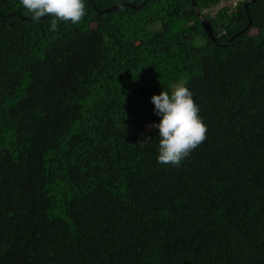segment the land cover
I'll return each instance as SVG.
<instances>
[{
  "label": "trees",
  "instance_id": "trees-1",
  "mask_svg": "<svg viewBox=\"0 0 264 264\" xmlns=\"http://www.w3.org/2000/svg\"><path fill=\"white\" fill-rule=\"evenodd\" d=\"M193 1L212 39L191 0L57 31L0 0V264H264V0ZM177 83L207 134L174 166L146 126Z\"/></svg>",
  "mask_w": 264,
  "mask_h": 264
},
{
  "label": "clouds",
  "instance_id": "clouds-1",
  "mask_svg": "<svg viewBox=\"0 0 264 264\" xmlns=\"http://www.w3.org/2000/svg\"><path fill=\"white\" fill-rule=\"evenodd\" d=\"M19 4L33 21L49 16L50 31H57L61 22L79 24L87 15L84 0H19ZM151 103L160 117L158 124L150 125L159 133L157 162L179 166L206 139L207 126L199 116V106L182 83L170 93L162 90L153 95Z\"/></svg>",
  "mask_w": 264,
  "mask_h": 264
},
{
  "label": "water",
  "instance_id": "water-1",
  "mask_svg": "<svg viewBox=\"0 0 264 264\" xmlns=\"http://www.w3.org/2000/svg\"><path fill=\"white\" fill-rule=\"evenodd\" d=\"M191 3H192V6L194 7V9L196 10L195 16H197L200 19L201 25H202L203 29L205 30L206 35L212 39L213 38L212 37V29L210 27L209 21L206 18H203L200 16V14H199L200 11H199L197 5L195 4V2L193 0H191ZM247 4L248 3H246L244 6L246 7ZM104 12L106 13V12H108V10L104 11ZM98 13H100V12H98Z\"/></svg>",
  "mask_w": 264,
  "mask_h": 264
},
{
  "label": "rangeland",
  "instance_id": "rangeland-1",
  "mask_svg": "<svg viewBox=\"0 0 264 264\" xmlns=\"http://www.w3.org/2000/svg\"><path fill=\"white\" fill-rule=\"evenodd\" d=\"M236 0H228V1H221L220 4L216 7H214L213 9L207 11L206 13H208L209 15H213L215 12H217L219 9H221L224 6H231L232 7V3L235 2ZM150 125L146 126V130H149ZM138 139L140 140V142H144L145 138L143 135H138Z\"/></svg>",
  "mask_w": 264,
  "mask_h": 264
},
{
  "label": "built area",
  "instance_id": "built-area-1",
  "mask_svg": "<svg viewBox=\"0 0 264 264\" xmlns=\"http://www.w3.org/2000/svg\"><path fill=\"white\" fill-rule=\"evenodd\" d=\"M233 5H235V2L233 3Z\"/></svg>",
  "mask_w": 264,
  "mask_h": 264
}]
</instances>
